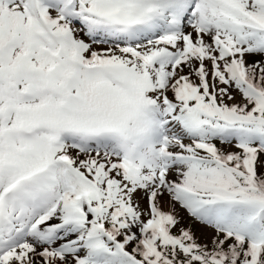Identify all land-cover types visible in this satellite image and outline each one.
I'll return each instance as SVG.
<instances>
[{
    "label": "snow or ice",
    "instance_id": "obj_1",
    "mask_svg": "<svg viewBox=\"0 0 264 264\" xmlns=\"http://www.w3.org/2000/svg\"><path fill=\"white\" fill-rule=\"evenodd\" d=\"M0 264H264V0H0Z\"/></svg>",
    "mask_w": 264,
    "mask_h": 264
}]
</instances>
